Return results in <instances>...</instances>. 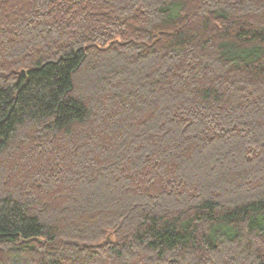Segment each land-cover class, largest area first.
<instances>
[{
	"label": "trees",
	"instance_id": "1",
	"mask_svg": "<svg viewBox=\"0 0 264 264\" xmlns=\"http://www.w3.org/2000/svg\"><path fill=\"white\" fill-rule=\"evenodd\" d=\"M25 148L0 264H264V0H0Z\"/></svg>",
	"mask_w": 264,
	"mask_h": 264
},
{
	"label": "rangeland",
	"instance_id": "2",
	"mask_svg": "<svg viewBox=\"0 0 264 264\" xmlns=\"http://www.w3.org/2000/svg\"><path fill=\"white\" fill-rule=\"evenodd\" d=\"M35 146V144L33 145ZM39 147V146H38ZM28 150V155L29 157L31 156V145H29V147H26ZM20 149V153H17L16 150L13 152L14 154H10V158L8 156H5L3 157L1 160H0V176H7L6 177V180L3 181V177L2 179H0V194H2L1 192L3 191H19V189H17L19 186L17 184V187L15 186V183H21L23 184L22 187L24 186H28L31 184V180L33 178V174L35 173L36 171V165L31 167V163H21V160H19V155L21 153H24V156H25V153H27V149ZM34 149H32L33 151ZM16 152V153H15ZM33 154V153H32ZM22 155V154H21ZM25 156V157H28ZM28 157V158H29ZM18 164H23L22 166L18 167ZM6 166V167H4ZM18 167V168H17ZM9 182L10 183L7 185L6 182ZM22 193V191H20Z\"/></svg>",
	"mask_w": 264,
	"mask_h": 264
}]
</instances>
